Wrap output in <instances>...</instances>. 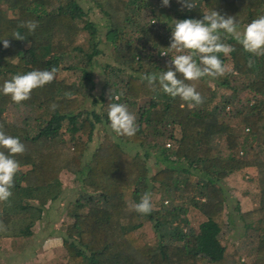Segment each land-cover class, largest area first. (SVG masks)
Instances as JSON below:
<instances>
[{
  "label": "trees",
  "instance_id": "obj_1",
  "mask_svg": "<svg viewBox=\"0 0 264 264\" xmlns=\"http://www.w3.org/2000/svg\"><path fill=\"white\" fill-rule=\"evenodd\" d=\"M90 2L109 21L105 38L113 44L111 55L118 66L113 67L114 79L104 80L86 108L82 105L100 48L94 46L98 28L79 1L0 0V130L25 145V152L14 157L20 168L12 195L0 202V249L4 238L30 237L39 220H45L48 234L55 233L49 229L54 220L46 213L63 193L60 173L68 170L75 174L77 194L66 203L60 224L65 255L58 264H264V56H254L222 35L234 51L218 55L224 64L229 60L232 71L186 81L203 97L202 104L190 107L165 94L158 82L149 85L141 78L166 70L177 54L168 48L174 23L155 13L150 0ZM195 4L189 11L169 0L166 16L202 19L215 10L235 17L244 28L264 15V0ZM27 21L37 22L35 31L21 27ZM82 30L92 41L90 53L76 44ZM16 32L25 39H14ZM6 38L10 47L5 49ZM61 67L78 69L79 79L58 78ZM53 68L54 80L34 89L28 100L15 103L2 92L14 75ZM221 85L230 92L219 94ZM116 102L127 104L136 116L133 137H116L109 127L108 104ZM11 106L24 110L9 119ZM100 125L102 138L96 133ZM0 151L7 154V149ZM152 161L163 165L153 170ZM247 166L255 168L259 196L248 210L235 206L243 227L257 225L259 231L253 255L244 260L236 240L228 250L219 235L222 226L233 222V209L225 217L232 198L224 178ZM146 192L153 207L141 214L131 205ZM143 221L151 222L152 234L138 229Z\"/></svg>",
  "mask_w": 264,
  "mask_h": 264
},
{
  "label": "clouds",
  "instance_id": "obj_2",
  "mask_svg": "<svg viewBox=\"0 0 264 264\" xmlns=\"http://www.w3.org/2000/svg\"><path fill=\"white\" fill-rule=\"evenodd\" d=\"M178 3L189 11L196 7L195 0H178ZM161 6H169V0H161ZM37 26L36 21H27L21 25L27 27L30 32L35 31ZM222 35L235 39L248 53L264 56V15L253 19L241 33L235 17L221 15L212 10L203 15L202 19L187 18L174 21L168 48L177 54L171 58L166 70L159 74H145L141 78L149 85L158 82L165 94L173 98L179 97L188 102L190 107L202 104L201 94L193 84L186 81H197L203 77L215 78L232 71L218 55L223 53L227 56L234 51L231 45L222 41ZM13 38L25 39L19 32L14 33ZM2 41L5 49L10 47L7 38ZM252 64L253 61H249L250 67ZM55 74L56 69L53 68L14 75L4 82L2 92L4 95H10L15 103H21L30 98L34 89L51 83ZM111 99L119 100V96L114 98L109 96V100ZM51 107L54 110L56 106ZM107 116L109 127L116 137H133L136 134L138 130L136 116L129 111L127 104L109 103ZM0 148L7 149V154L0 151V202H3L11 197L14 178L20 168L19 162L14 157L25 152V145L19 138L0 130ZM90 155L91 153L88 154V158ZM131 207L138 213L149 214L153 207L150 193H144L139 203H134Z\"/></svg>",
  "mask_w": 264,
  "mask_h": 264
},
{
  "label": "rangeland",
  "instance_id": "obj_3",
  "mask_svg": "<svg viewBox=\"0 0 264 264\" xmlns=\"http://www.w3.org/2000/svg\"><path fill=\"white\" fill-rule=\"evenodd\" d=\"M83 10H85V16L94 22L97 26V37L98 41L95 40V45L100 48V52L94 55L93 65L91 72V91L87 93V99L84 100L83 107L89 108L92 106V98L94 95H99L102 86L104 85V80L106 78H111L113 67L118 66L116 62L112 59L111 50L113 44L107 40L105 37V30L109 21H107L106 15L99 10L97 6H93L90 0H78ZM153 3L155 13H159L165 20L170 23H174L176 18H167V13H170L169 7L161 6V0H150ZM242 33L245 27H238ZM97 42V43H96ZM88 39V31L82 30L76 38V44H82L84 46L85 52H91L93 46ZM225 65L229 68L231 63L229 60L225 61ZM86 67H90V63H85ZM78 69H65L62 68L58 71V78H66L67 80H78L80 76ZM111 76V77H110ZM112 79H114L112 77ZM241 90V88H240ZM230 88L224 85L218 86V93H229ZM241 95H245V91L241 90ZM108 98V95H106ZM104 105V103H103ZM105 107V106H104ZM24 110L22 107L11 106L7 111L9 119L16 118ZM32 112V111H31ZM104 127L100 125L96 129L98 133V138H102L104 133ZM169 144V143H167ZM153 162V161H152ZM151 162V167L153 170L157 169L163 164L158 161L157 165ZM60 180L64 186L63 193L56 202H52L49 205L46 217L49 220H54L49 229L53 228L55 233L48 234V230L45 229V220H39L34 227V233L27 239L23 237H16V241H12V238H4L3 245L0 249V264H58L59 260L65 255V248L62 245V239L60 237V224L65 218V206L69 200L76 197L77 194V182L75 174L68 170H62L60 173ZM224 182L228 189V196L232 198L230 205L226 206L225 217L227 218L230 209L231 212V222L229 226H222V231L220 232V242L227 244L228 250L232 249L231 243L235 241V245L241 247V258L249 260L253 255L251 250L254 241L257 238V233L259 229L257 225L253 227H243V223L238 216L236 207L241 210H248L253 205V200L259 196V188L256 178L255 168L251 166L239 169L236 172H232L224 178ZM237 202V204L235 203ZM237 205V206H235ZM191 214V213H190ZM189 214V215H190ZM48 220V221H49ZM56 220V221H55ZM50 223V221H49ZM48 225V224H47ZM197 228V224H194ZM140 231L146 233H153L151 222L143 221L138 228ZM197 230V229H196ZM247 240L248 243L243 246L244 241ZM14 242L15 247L11 248ZM24 242V245H21Z\"/></svg>",
  "mask_w": 264,
  "mask_h": 264
},
{
  "label": "crops",
  "instance_id": "obj_4",
  "mask_svg": "<svg viewBox=\"0 0 264 264\" xmlns=\"http://www.w3.org/2000/svg\"><path fill=\"white\" fill-rule=\"evenodd\" d=\"M238 171V170H237ZM236 172V171H235Z\"/></svg>",
  "mask_w": 264,
  "mask_h": 264
}]
</instances>
